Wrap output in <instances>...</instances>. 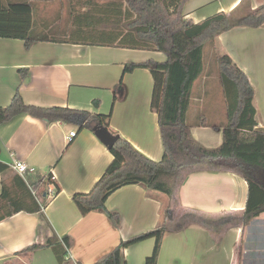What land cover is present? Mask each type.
I'll return each mask as SVG.
<instances>
[{
    "label": "crops",
    "instance_id": "0c3cea01",
    "mask_svg": "<svg viewBox=\"0 0 264 264\" xmlns=\"http://www.w3.org/2000/svg\"><path fill=\"white\" fill-rule=\"evenodd\" d=\"M3 1L5 4L28 1L33 5L34 24H52L45 17L37 18V12L42 13L48 0ZM110 1L75 0L73 5L84 3L86 6L82 9L73 6L69 12L71 16L85 13L90 4H102L101 9L105 11L104 5ZM240 2L190 0L184 13L197 23L216 13L230 12ZM263 3L264 0H244L237 13L256 9ZM44 37L48 40L37 41L29 48L23 39L0 37V106L9 105L19 90L29 104L111 114V132L128 139L149 158L161 160L164 147L158 114L151 109L153 76L147 68L124 73V67L128 62L150 58L164 61L165 54L66 42L64 39L69 37L56 34ZM213 45L220 56L229 55L249 77L254 87L259 127L264 128V26H236L221 33ZM205 57L206 53L204 60ZM215 78L205 71L195 82L188 112L194 138L206 147L221 145L222 125L227 122V107H220L217 115L216 102L204 97V90L210 88ZM121 80L122 88L119 87ZM221 103L223 105V101ZM201 115L205 116L208 126L198 124ZM92 128H81L62 120L48 121L29 114L0 124V161L9 165L3 174L0 172V196L5 178L15 193L30 197V190L40 204L45 202L40 212L21 210L0 221V264L95 263L122 240L164 222V212L171 204L169 196L135 184L116 190L106 202L108 209L120 214L119 227H115L105 213L82 214L73 200L74 194L89 192L114 159ZM72 130H76L77 135L69 142ZM13 157L30 167L24 176L10 166ZM218 163L221 162L210 163L211 167L205 169L182 171L183 180L173 210L242 215L248 198V182L233 170L215 168ZM14 174L22 177L24 183H8L7 179H12ZM23 200L28 201V198L23 197ZM254 224L258 229L256 234L251 233ZM54 234L72 238L66 262L61 263L51 247L24 251L34 243H44ZM155 242V238H148L123 248L125 264H146ZM247 261L264 264V213L244 227L239 220L220 236L197 223L181 230H169L163 238L157 264H248Z\"/></svg>",
    "mask_w": 264,
    "mask_h": 264
},
{
    "label": "trees",
    "instance_id": "16d2710c",
    "mask_svg": "<svg viewBox=\"0 0 264 264\" xmlns=\"http://www.w3.org/2000/svg\"><path fill=\"white\" fill-rule=\"evenodd\" d=\"M190 0H111L102 11L97 7L95 17L107 20V26L98 31L89 30L81 23L85 13L75 15L77 25L67 42H85L122 48L154 50L162 52L166 60L150 58L143 62H128L124 73L137 68L150 70L154 86L151 109L158 114L164 156L153 160L137 149L128 139L120 135L110 149L114 159L102 177L89 192H78L73 200L82 212L105 213L115 227H119L121 216L108 209L106 202L116 190L126 185H140L147 190H156L169 196L171 204L164 212V222L153 229L122 240L103 259L91 264H125L122 249L148 238H155L153 253L146 264H157L162 241L169 230H181L197 223L216 236L222 235L230 226L240 220L243 227L253 218L264 213V128L259 127L257 110L254 105V87L247 74L227 54L218 58L220 79L227 99V122L223 127V142L217 147H206L192 134L188 112L192 102L195 82L205 71L204 53L206 45L214 44L218 36L236 26H264V3L256 9H248L242 14L237 9L244 0L230 12H219L205 20L195 22L187 18L184 9ZM108 6V7H107ZM93 16V15H89ZM86 26L88 30L83 28ZM48 34L37 30L33 23V5L28 1L0 0V37L25 40L27 48L37 41L48 40ZM21 72L26 76L24 69ZM122 88V80L119 85ZM29 114L48 121L62 120L92 128L95 124L109 128L111 114H92L86 110L62 106H39L25 102L19 90L11 103L0 106V124L21 115ZM198 124L208 126L205 116L199 117ZM218 169L233 170L248 182L246 208L239 220L231 215H214L186 210L176 220L173 219L172 205L177 202L178 190L183 180L182 171L186 168L205 169L214 164ZM9 165L0 161L3 174ZM3 192L0 196V221L13 214L26 210L40 212V204L29 190V196L15 193L13 186L3 178ZM12 183L24 180L18 174L12 175ZM20 185V184H19ZM60 190V189H58ZM27 191V190H26ZM28 198V201L23 200ZM25 203V204H23ZM172 218V219H171ZM167 221H172L168 223ZM72 246L69 235L59 237L54 234L44 243H34L24 251H34L51 247L61 263L68 259ZM83 264V263H79Z\"/></svg>",
    "mask_w": 264,
    "mask_h": 264
},
{
    "label": "rangeland",
    "instance_id": "374dc122",
    "mask_svg": "<svg viewBox=\"0 0 264 264\" xmlns=\"http://www.w3.org/2000/svg\"><path fill=\"white\" fill-rule=\"evenodd\" d=\"M102 1V0H98ZM75 0H48L47 3L45 4V8L42 10V13L37 12V18L42 19L40 17H45L46 19H49L47 21L52 22V24L49 25H38L35 24L36 28L40 32H44L48 35L50 34H56L59 36H69L74 32L76 26L79 24V20H81V23L86 24L88 27H90L89 30H94L98 31L101 28H104L107 26V20L106 19H100L98 17H95V14L98 12L97 7L100 5L103 7L102 4L99 5H93L90 4L87 6L88 11H87V16L86 17H81L79 20L77 18V21L75 22V15L73 14L72 16L70 15V8L73 6H76L80 9L85 7L84 3L78 4L73 3ZM106 7V5H104ZM93 15V16H89ZM83 28L88 30V28L84 25ZM64 30V31H63ZM206 57H205V64H206V73L207 74H212V76H215V80H212L210 82V88L207 87L204 91V97L207 98L210 102H216L215 106L217 108V115H219L220 107L224 109V107H227V99L225 96L224 92V87L222 85L221 79H220V69H219V64H218V58L220 54L216 51V47L213 44H208L206 45ZM204 71V72H205ZM197 92V88L195 90ZM216 100V101H215ZM223 101V105L220 102ZM214 105V104H212ZM226 118V116H225ZM184 175V172H182V177ZM11 177L7 179L8 183H11ZM171 201V200H170ZM168 208V207H167ZM166 208V209H167ZM185 211V210H184ZM183 210H174V220L177 221L179 216L183 213H185ZM172 219V218H171ZM231 219L233 221L239 220V217L237 215L233 216L231 215ZM163 220V219H162ZM171 224V223H170ZM258 232V229L256 227V224L252 226L251 228V233L256 234ZM248 264H255V263H249Z\"/></svg>",
    "mask_w": 264,
    "mask_h": 264
},
{
    "label": "water",
    "instance_id": "95a60500",
    "mask_svg": "<svg viewBox=\"0 0 264 264\" xmlns=\"http://www.w3.org/2000/svg\"><path fill=\"white\" fill-rule=\"evenodd\" d=\"M95 134L111 149L119 139V134H114L104 125L95 124L93 126Z\"/></svg>",
    "mask_w": 264,
    "mask_h": 264
},
{
    "label": "built area",
    "instance_id": "2783aa9c",
    "mask_svg": "<svg viewBox=\"0 0 264 264\" xmlns=\"http://www.w3.org/2000/svg\"><path fill=\"white\" fill-rule=\"evenodd\" d=\"M76 135H77L76 130L70 131V134L68 136V141L69 142L72 141ZM10 166L22 176H24L30 170L28 164L25 161L18 159L17 157L12 158V162L10 163Z\"/></svg>",
    "mask_w": 264,
    "mask_h": 264
}]
</instances>
